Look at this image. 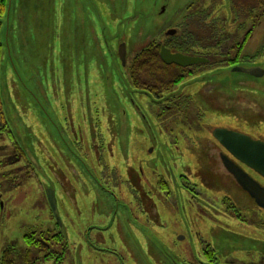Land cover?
Segmentation results:
<instances>
[{
	"label": "rangeland",
	"instance_id": "obj_1",
	"mask_svg": "<svg viewBox=\"0 0 264 264\" xmlns=\"http://www.w3.org/2000/svg\"><path fill=\"white\" fill-rule=\"evenodd\" d=\"M237 2L240 7L236 5V18H232L225 29L224 21L231 17L227 0H110V8H117L116 13L123 14L117 24L120 29H115L113 35L126 36L129 63L134 49L140 48L145 39L161 40L163 29L179 18L186 5L195 3V7L208 13V51L214 56L215 65L221 60L226 65L227 58L234 55L231 48H236L235 42H240L248 32L251 36L246 40L243 37L246 42L241 40L245 43L243 55L253 58L264 47V10L257 8L252 13L253 2L248 5L251 9L244 5L249 0ZM14 8L8 30L7 19L1 22L4 14L0 16V76L3 77L0 98H7L8 102L3 101L0 114V192L4 203L0 258L5 248L13 246L16 264H32V254L26 247L27 241H23V233H27L28 225L39 229L37 225H51L49 206L44 198L45 190L51 188L56 191L63 232L71 243L63 264H117L115 261L121 256L126 264H186L184 258L193 261L200 247L179 242L177 235L185 233L184 230L190 231L197 240L209 241L217 251L230 250L242 256L249 252L264 254V229L258 227L264 224V212L221 167L218 156L221 147L211 135L214 128L221 126H236L251 133L249 126L253 122L239 118L246 116L239 108H233L240 99L228 97L241 95L254 85L252 90H256L257 99H250L261 109L264 97L260 98L258 91L264 95V90L258 89L264 87L262 78L253 79L252 84V78L231 74L229 67H219L188 79L180 87L194 82L192 86H183L184 94L192 98L183 111L178 110L176 104L188 98L168 103L171 109L165 114L171 118L175 115L176 129L164 134L157 131L160 129L158 121L151 114L154 105L147 104L152 102L151 98H145L143 92L132 94L131 100L140 107L142 119L133 113L130 98H124L131 85L117 54L116 38L112 42L110 35L98 32L91 0H15ZM178 10V16L173 18ZM243 14L247 17L254 14L255 21ZM113 17L118 18L117 14ZM107 23L111 25L108 20ZM187 27H181L177 34L182 36V32L188 30L196 35L193 23L192 29ZM215 27L221 47L214 46L216 39L212 31ZM237 28L241 34L236 35ZM198 36L203 37L200 31ZM106 43L114 47L116 53L105 52ZM8 49L11 58L6 54ZM225 53L228 56H224ZM253 62L240 64L264 68V53ZM164 98L159 100L170 99ZM131 113L137 118L136 123ZM249 116L254 117L250 113ZM163 124L168 127L169 121ZM8 132L23 153L6 134ZM95 135L103 143L97 153L87 147ZM77 139L85 145L81 152L74 144ZM160 146L165 149L160 151ZM151 148L170 164V174L157 157L147 155ZM108 151H112V156ZM25 157L32 161L35 175L31 177H26ZM180 162L189 169H181V173L176 170ZM159 174L165 177L166 187L151 196L157 212L154 219L139 212L125 180L128 176L134 180L142 177L143 186L152 185ZM182 180L197 186L192 185L191 190H202L203 196L192 199L193 194L184 189ZM257 180L264 186V178L259 176ZM101 187L110 195L106 197ZM65 190L70 191L72 201ZM144 194L150 196V191ZM74 200L75 206L70 205ZM195 201L202 208H214V211L208 210V213L197 208ZM89 202L98 205L95 220L91 217ZM232 208H240L239 217L247 222L251 221L250 217L254 218L256 224L240 223L227 216L235 213ZM110 213L114 222L102 230V235L109 249L123 253H109L81 240L96 234L97 230L87 228V224L105 223ZM70 221L76 225L72 226ZM117 223L123 229L128 226L129 232H121ZM137 223L143 228V239H138L130 229ZM140 223H157L165 229L155 233ZM216 227H221L223 232H218ZM130 232L137 242L136 250L143 253L142 260H138L128 238L124 237ZM185 250L187 255H184Z\"/></svg>",
	"mask_w": 264,
	"mask_h": 264
},
{
	"label": "flooded vegetation",
	"instance_id": "obj_2",
	"mask_svg": "<svg viewBox=\"0 0 264 264\" xmlns=\"http://www.w3.org/2000/svg\"><path fill=\"white\" fill-rule=\"evenodd\" d=\"M251 2H253V8H252V13L255 12V10L258 8V0H249ZM229 2V6H230V11H231V18L235 19V9H234V5L237 2V0H228ZM110 3V2H109ZM109 3L106 0H96L95 1V6L93 7V15L95 18V26L98 28V32L101 34H108L111 36V40L113 42V39L116 38V46H117V54L119 59L121 60L122 64H124V68L125 70V74L126 77L129 79L130 85L131 87L129 89H127L124 93V98H130V104L132 105L134 111L133 113H135L138 116V119H142L143 116L141 114V110L140 107L135 105V102L133 100H131V98H133V92H143L145 93L146 97L145 98H151L150 100L152 102H147L148 106H153L154 108H152L151 114L152 116H155V118L158 121L159 124V130H157L158 132H163L165 134L164 131L166 132H170L173 133L175 131V115L171 118V116L167 117V113L165 114V112L170 111L171 106L168 105V103L170 102H175L177 98H192L190 95H185L184 94V90L182 89L180 94L174 95V96H166L164 95L165 93L162 94H154L152 93L149 89H141L138 88V86L134 83V80L132 79L131 75H130V69L133 63L134 58L145 48H151V47H159V56H160V51L162 47H165L166 49H168L170 51V53L172 54H181L183 56H200L203 57L206 61L198 63L196 65H191V66H187V67H182V66H178L183 72H186V77L185 79L180 82L179 84L176 85V87H174L171 91L166 92V93H173L175 91H177V89L180 87L179 85L185 81H188V79H192L194 77H198L201 76L203 74H205L206 71L210 70V69H214V68H219V67H232L234 65L240 64L242 62H253L256 58H259L263 53H264V47H261L257 53H255L253 55H243V51H244V44H242V41L244 40L243 36L242 37V41L240 40L235 42V46H241V49H235V48H231V51L234 52V55L232 58H227L226 60V65L224 64V60H221L220 63H217V65L214 64V62L212 61L213 57L212 53L210 51H208V38H207V29H208V14L207 11H205L204 9L200 8V7H195L193 4H188L186 5L180 12L179 14V10L175 13V15L173 16V18L177 17L179 14V18L176 19L172 24H169L167 27H165L162 31V36H161V40L158 39H152V40H146V42L141 45L140 48L138 49H134L133 53L134 55L132 56L130 62H127V49H128V41L126 36H116L113 35L115 32V29H120V27L117 24H120V21L122 19L123 14H118L116 13V9L110 8L111 6L109 5ZM234 3V4H233ZM223 5V4H221ZM255 7V8H254ZM220 8V7H219ZM110 9V11H109ZM234 9V11H233ZM205 11V13L203 14V12ZM220 11V10H219ZM104 15L103 16L101 15ZM114 14H117L118 18L113 17ZM203 15H205L204 17H202ZM100 17L101 22L99 21L98 17ZM243 16H246L243 14ZM247 17V16H246ZM126 18V17H125ZM250 21L254 22L255 21V15L252 14V16H248L247 17ZM199 19H201V26H196V39H199L200 37L199 35V31L200 33H202L203 37L200 38V42L197 45H186L185 42L187 40H189L191 37L189 38H184L182 39V36L184 34H182V36H179L177 34L178 30L183 27V24H187L188 27H190L192 29V21L196 20L198 21ZM109 21L111 23L110 24H106V21ZM231 21V19H230ZM116 23V24H115ZM117 26V27H116ZM229 25H226V27H228ZM108 27L110 29H108ZM116 27V28H115ZM108 30H110V32H108ZM238 28H237V34H241L242 31L238 32ZM172 31H174V33H172ZM191 32V31H190ZM192 33V32H191ZM205 35V38H204ZM249 37L251 36L250 33L248 35ZM246 42V41H245ZM184 45V47H180ZM233 45V46H234ZM103 48H106L107 51L105 50V52H110L112 50V52H115L114 47L110 46L108 43H106L104 45ZM219 50V49H217ZM116 53V52H115ZM258 54V55H257ZM224 56H228V53H225ZM254 56H256L254 58ZM254 63V62H253ZM175 65V64H174ZM219 65V66H218ZM217 66V67H215ZM262 79L264 80V76L262 77ZM245 83V82H244ZM250 83L253 84V82L251 81ZM179 86V87H178ZM192 86V85H190ZM254 87V85H253ZM252 87V89H253ZM252 89H247L248 91L244 92L243 94H237L234 95L233 97L229 96L228 98H236V99H240V101L237 102V105L233 108H239V110L243 113L244 116L248 117L249 113L250 115H254V117L249 116L248 118L246 117H242L239 116V118H243L244 120H247L248 123L253 122L252 125L249 126V130H251V133L245 132L243 130H239L236 126H221V127H216V128H224L227 130H231L234 132H238L241 134H244L246 136H249L251 139L253 140H260L264 142V115H261V112L264 111V107H262L261 109L258 107V103L256 101L251 100L250 98H256L255 94L256 90L253 91ZM206 90V88H205ZM258 90H264V87L259 88ZM171 93V94H172ZM259 93V97L263 98L264 95H261L260 93H262L261 91H258ZM164 97H168L171 98L167 101H164L163 103L160 104V102H157L159 100V98H164ZM264 99H262V103ZM151 104V105H150ZM135 107V108H134ZM160 107V109H159ZM246 111L248 113H246ZM131 113V115L134 116V114ZM168 118H170V120H167ZM237 118L238 117H234ZM239 120V119H238ZM169 121V125L168 127H166L163 123ZM256 121V122H255ZM137 122V118L134 116V123ZM223 122L225 123V121L223 120ZM237 120L234 121V123H236ZM255 122V123H254ZM137 128V125L133 128L135 131V129ZM214 128V129H216ZM163 129V130H162ZM213 129V130H214ZM212 130V132H213ZM211 132V135H212ZM260 132V134L258 133ZM257 135V136H255ZM213 139L217 142V144L221 147V150L219 151V160L221 162V167L224 169V171L230 176V178H232V181L238 186V188L241 189V187L236 183L234 177L225 169L223 161L221 156L224 154L226 155L230 160H233L236 164H238L240 167H242L251 177H253L254 179L257 180V177H259L258 174L254 173L252 170L248 169L244 164L240 163L239 161H237L236 159H234L225 149L224 147L214 138V136L212 135ZM96 140H98L99 142H95ZM74 144L76 145L77 149L81 152L82 150H84L85 145H83L80 140H74ZM103 146L102 141L100 140V137L98 136H94L93 141L87 145L88 149L90 148V150L94 151V152H98V149L101 148ZM165 148L160 146V151H163ZM156 149L151 148V150L148 152V156L150 155H154V157H157L156 160H158L160 163H162L163 167L165 168V170L170 174V168H169V163L165 160H163L161 153H156L155 151ZM109 156H112V151H108ZM27 166H26V177H31L33 175H35L34 173V168L32 166V163L29 161V159L27 158ZM100 165H103L102 161H98ZM176 170H180L181 173V169H186L188 170V166L183 165L181 162L180 164L175 168ZM179 173V174H180ZM256 175V176H255ZM142 176V173H141ZM115 179V178H114ZM135 178L132 179L131 176H128V178H126L125 180V184L127 185V187L129 188V191L131 192V195L133 196V198H131L133 201H135L137 203V205L139 206V212L146 215L147 217L150 218H157V212L155 210V205L152 201V195L157 193L160 190H163L166 187V179L163 175L159 174V176L156 177V183H153L152 185L149 183H146V185L143 186L142 182H145V180H141L142 177H140L137 180H134ZM100 182L103 184V180L99 179ZM258 181V180H257ZM80 182V180H79ZM99 182V181H98ZM184 187V189L189 190L188 192H190L191 194H193V196L191 197L192 199L196 200L195 196L199 197V196H203V192L202 190L199 191H193L191 190V186L193 185L189 180H182L181 183ZM193 187H197L194 186ZM102 190L104 191L107 196L110 195V192L105 190L104 187H101ZM81 190H84V187L80 188ZM148 190L150 191V196L145 195L144 192ZM242 190V189H241ZM47 191L48 192H53L54 193V198H55V205H56V191L54 190V188L51 189H47L45 190V201L47 202L48 206H49V216H50V226L47 227H42L37 225L36 227H41L39 228H35L34 225H28V231L27 233H29L30 236H34L33 238H36L37 244H34L32 246L30 245H26V247H28V252H31L32 256H31V263L32 264H40L43 262V264H63L65 259L68 256V249L71 246L70 241L68 240V238L66 237L65 233L63 232V226H62V219L60 216V213L58 214L57 212V207H56V214L57 216L54 215V213L52 212V209L50 207L49 201H48V196H47ZM244 192V191H243ZM246 193V192H245ZM65 194L66 196H69L70 200L72 201L71 195H70V191L69 190H65ZM89 196V195H88ZM196 202V201H195ZM197 202L200 204L199 198H197ZM196 202V206L197 208L208 212V210H210V208H202L198 203ZM90 203V208L92 210L91 213V217L93 218V220H95V216L97 215L98 211V205L92 202ZM175 204V203H174ZM210 204L213 205V203L210 201ZM72 206H75V200L70 204ZM207 209V210H206ZM260 209V208H259ZM231 210V209H229ZM262 210V209H260ZM112 211V210H111ZM210 211H214V208H211ZM231 211H234L235 213L230 212V215L227 214V216H230L231 218L236 219L238 222L240 223H246L247 221L243 218L239 217V214H241V210L240 208L234 209L232 208ZM264 212V210H262ZM2 212L4 213V203L2 202V196H1V192H0V226H1V215ZM209 213V212H208ZM222 216H225V213H222ZM251 221L247 222L246 224H256V221L254 218H251ZM71 222V221H70ZM114 222V216L112 213H110L107 217V220L105 223H99V222H91L89 224H87V228H93L96 231V234L93 236V238L90 237H86L84 236L83 240L88 246L92 247V246H100L101 248L107 250V252L109 251V253H123V251H118L117 249H109L107 247V240L103 237L102 235V230L107 228L108 224ZM72 226H75L76 224H74L73 222H71ZM111 224V226H112ZM142 224V223H140ZM144 226H147L148 228H151L155 233L156 230H158L159 232L163 231L165 228L163 225H159L157 223H148V224H142ZM121 232L127 231L129 232V227L125 226V228L123 229L122 226L120 224L117 223L116 225ZM259 228H263L264 229V224H260L258 225ZM218 232L220 231V233L223 232L221 227H216ZM132 233H134L136 235V237L138 239H143L144 238V234L142 233L143 228L137 223L133 224L132 227L130 228ZM27 230V228L25 229V231ZM35 231H39L42 232L43 235L40 234H36ZM185 233H183L182 235H177V239L179 240V242H184L186 246H198L200 247L198 249V254L197 255H193V261H189L188 259H185L186 264H264V254L263 253H254V252H249L248 255H238V253H235V251H217L212 247V244L207 241L204 240L202 238L198 239L197 238H193L192 234L190 231L188 230H184ZM25 233V232H24ZM23 233V241L25 242L24 236L25 234ZM132 233L130 232L129 234H125V238L127 237L129 240V244L132 247V251L135 253L136 257L138 258V260H142L143 259V253L141 251L136 250V244L137 242L134 240ZM76 238H79V235L76 233ZM135 242V243H134ZM6 249V248H5ZM4 251V250H3ZM27 252V253H28ZM184 255H187V251H184ZM257 255V256H256ZM116 260V259H115ZM34 262V263H33ZM115 263L117 264H126V260L123 259V257H119L118 260L115 261ZM112 264V263H109Z\"/></svg>",
	"mask_w": 264,
	"mask_h": 264
},
{
	"label": "water",
	"instance_id": "obj_3",
	"mask_svg": "<svg viewBox=\"0 0 264 264\" xmlns=\"http://www.w3.org/2000/svg\"><path fill=\"white\" fill-rule=\"evenodd\" d=\"M106 1L110 2V0ZM14 2L15 0H6L4 19L1 22H4L5 18L7 19V30L9 29V25L11 26V21L14 16ZM91 2L94 7L93 0H91ZM172 33H174V31H172ZM6 54H8V56L11 58L10 49H8V52H6ZM160 58L165 64H175L182 67L196 65L198 63L206 61L204 58L197 56H183L181 54H172L165 47L161 48ZM228 71H231V74L246 75L252 78L251 81H254L253 79L262 78L264 76V68L257 65L247 66L243 64H237L229 67ZM2 80L3 77L0 76V81ZM192 83L194 82H189L184 85L187 86ZM183 86L179 87V89L176 92L170 94V96L180 94ZM6 100L7 98H3L2 103ZM212 135L234 159L244 164L248 169L252 170L260 177L264 178L263 141L253 140L249 136L224 128L214 129ZM221 158L225 169L234 177L236 183L242 188L243 191H245L249 195L250 198L253 199V201L259 208L264 210V186H262L256 179L251 177L233 160H230L226 155L223 154ZM47 196L52 212L55 216H57L54 193L47 191Z\"/></svg>",
	"mask_w": 264,
	"mask_h": 264
},
{
	"label": "trees",
	"instance_id": "obj_4",
	"mask_svg": "<svg viewBox=\"0 0 264 264\" xmlns=\"http://www.w3.org/2000/svg\"><path fill=\"white\" fill-rule=\"evenodd\" d=\"M241 2L244 3L243 1ZM258 6H261L264 10V0H258ZM5 7H6V0H0V16L4 14ZM245 7L246 9H251L248 6ZM204 16L205 15H203L202 17ZM199 23L201 24V19H199ZM200 24H195V25L201 26ZM183 27L185 28L187 27V25H184ZM212 32H213L212 37L216 39L214 46L221 47L222 44L221 40H217L216 33L218 31L216 30V27ZM249 33L250 32H248L245 35V40L248 37ZM182 34H184L182 36V39L191 37L189 40L185 42L186 45H192V46L197 45L201 40L200 38L196 39L195 34L193 32L191 33L188 30L183 31ZM245 40H243V42ZM243 42L241 45H243ZM180 47H184V45ZM239 48L241 49V46L236 45L235 49L237 50ZM130 75L134 80V83L138 86V88L149 89L154 94L165 93L164 95L168 94L166 96H169V93L166 92L171 91L174 87H176L177 84L182 82L186 77V72H183L178 66L174 64H165L159 56V47L156 48L151 47L148 49L145 48L134 58L130 69ZM189 99L190 98H188L186 101L182 102L181 104L178 105L176 104V108H178V110L183 111V109H185L184 105L187 106ZM35 232L36 234L41 233L43 235L42 232L39 231H35ZM33 237L34 236H30L29 233H26L24 236L25 242L27 241V243L30 246L37 244L36 238ZM28 259L29 258L27 256V260ZM0 264H16L15 248L13 246H8L6 249H4L0 258Z\"/></svg>",
	"mask_w": 264,
	"mask_h": 264
}]
</instances>
